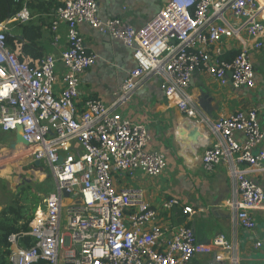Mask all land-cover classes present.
I'll return each instance as SVG.
<instances>
[{
	"label": "built area",
	"instance_id": "1",
	"mask_svg": "<svg viewBox=\"0 0 264 264\" xmlns=\"http://www.w3.org/2000/svg\"><path fill=\"white\" fill-rule=\"evenodd\" d=\"M58 2L50 27L55 47L59 28L65 27V45L58 54L24 58L18 46L9 49L6 27L0 26V130L16 133L19 127L32 150V164L39 161L54 183L23 233L33 238V245L23 247L17 234L8 236V264H191L213 247L231 250L222 235L208 245L198 242L189 226L160 224L141 189L117 186V178L137 173L156 177L166 166L164 153L148 149L151 137L145 125L124 117L120 108L131 101L142 79L158 77L165 97L186 121L205 125L215 136L216 142L203 148L201 165L206 172L226 165L233 225L256 230L252 212H264V190L248 173L264 170L257 109L212 121L200 113L187 89L197 72L234 89L255 85L249 50H264V0H167L138 28L119 17L102 19L97 0ZM30 18L23 6L7 22ZM81 25L121 42L131 51L134 66L111 103L90 98L79 110L80 79L98 58L87 50ZM227 38L240 45L230 60L222 57ZM177 206V199H169L161 207ZM192 213L182 208V214ZM216 259L221 261L220 254ZM229 264H237L236 258Z\"/></svg>",
	"mask_w": 264,
	"mask_h": 264
},
{
	"label": "crops",
	"instance_id": "2",
	"mask_svg": "<svg viewBox=\"0 0 264 264\" xmlns=\"http://www.w3.org/2000/svg\"><path fill=\"white\" fill-rule=\"evenodd\" d=\"M166 1L97 0L98 15L102 19L119 17L138 28L154 18ZM79 32L87 50L98 56L95 64L80 79L76 100L80 110L84 101L90 98L111 103L134 62L131 51L121 42L87 25L79 26ZM59 35L60 40L55 47L52 45L53 34L50 29L47 30L40 41L46 54H58L64 47V26L59 28ZM243 39L249 41L245 35ZM222 46L225 54L230 50H238L240 45L234 38H227L223 40ZM249 54L254 69L255 85L252 88L234 89L229 83L222 84L206 73L197 72L192 76L187 92L200 113L212 121L236 110L257 109L260 128L264 132V50L251 49ZM63 72L62 66L58 64V75L61 76ZM120 112L124 117L145 125L151 137L148 149L164 153L166 166L156 177L137 173L133 178H117V186L141 189L146 201L157 210L160 224L189 226L196 240L208 245L222 235L232 248L223 250L213 247L210 254L196 255L191 264H229L232 257L236 258L237 264H264V212H252L258 223L254 231L241 225L234 226L232 210L228 205L232 197V182L226 174V165L220 164L212 172L202 168L203 148L216 142L210 130L206 127L204 131L202 125L187 129L184 126L186 119L173 100L165 97L160 88V79L156 76L142 79L133 98L120 108ZM261 146L264 147V140ZM5 161L0 159V165H4ZM171 168H174L172 173L169 172ZM248 177L264 190V170L250 171ZM21 181L13 180L11 188H17ZM5 185L9 191H13L7 183ZM169 199H177L179 206L163 210V202ZM4 201L0 194V209ZM183 207L191 208L193 213L182 214ZM258 240L261 242L259 247L255 245ZM219 254L221 261L216 259Z\"/></svg>",
	"mask_w": 264,
	"mask_h": 264
},
{
	"label": "trees",
	"instance_id": "3",
	"mask_svg": "<svg viewBox=\"0 0 264 264\" xmlns=\"http://www.w3.org/2000/svg\"><path fill=\"white\" fill-rule=\"evenodd\" d=\"M25 6L31 18L26 22L12 21L5 24L6 44L11 50L19 47L21 56L32 60L40 59L46 54L45 48L40 43L47 30L51 27L54 11L59 6L58 0H0V24L10 20L21 8ZM238 50L227 51L223 58L230 60ZM20 57L21 59H23ZM1 131V130H0ZM34 166V165H33ZM34 168L46 171L43 166ZM53 179L47 176L43 181H22L14 190L9 191L1 181V189L11 194L10 200L4 201L0 209V264L7 262V238L10 234L19 236V244L23 247L33 245V238L23 235L29 231V221L38 206L44 205V197L53 190ZM35 264H47L39 260Z\"/></svg>",
	"mask_w": 264,
	"mask_h": 264
},
{
	"label": "rangeland",
	"instance_id": "4",
	"mask_svg": "<svg viewBox=\"0 0 264 264\" xmlns=\"http://www.w3.org/2000/svg\"><path fill=\"white\" fill-rule=\"evenodd\" d=\"M15 133L14 132H2L0 131V159H6L7 161L4 162V165H0V194H1V200L6 202L10 200L11 194L8 193V196L6 193L1 189V181H4L7 183L9 188H11V182L13 180L20 181L25 179H31L32 181H43L45 177H47L46 171H42V168L37 171L32 162H31V151L29 147H17L15 150H12L9 148V144L11 141L14 140ZM18 150L23 151L25 153L18 154L16 153ZM22 155V156H21ZM41 166H43L41 164ZM44 167V166H43ZM174 168H171V171L173 172ZM20 185V182L19 184ZM17 185V186H18ZM16 186L12 187L11 190H15Z\"/></svg>",
	"mask_w": 264,
	"mask_h": 264
},
{
	"label": "water",
	"instance_id": "5",
	"mask_svg": "<svg viewBox=\"0 0 264 264\" xmlns=\"http://www.w3.org/2000/svg\"><path fill=\"white\" fill-rule=\"evenodd\" d=\"M201 125L204 127V131H205L206 126L203 125V124H201ZM184 126L188 129V128H191L194 125H192L191 123L186 121V122H184ZM18 130H20L19 127L17 128V131ZM17 131L15 133L14 140L11 141L10 144H9V148L12 149V150H15L17 147H20V146L27 147V142L22 138L21 131L19 133ZM62 160H63L62 156H59L58 164H60L62 162ZM33 165L36 166V167H38V166L40 167L41 163L39 161H35ZM47 176H50V174H47ZM22 181H31V179H25L24 178ZM22 181H21V183H22ZM65 196H67V194H65Z\"/></svg>",
	"mask_w": 264,
	"mask_h": 264
},
{
	"label": "bare ground",
	"instance_id": "6",
	"mask_svg": "<svg viewBox=\"0 0 264 264\" xmlns=\"http://www.w3.org/2000/svg\"><path fill=\"white\" fill-rule=\"evenodd\" d=\"M17 132L19 133V132H20V130H18ZM30 150H31V149H30ZM25 152H26V151H25ZM25 152H24V150H23V151H19V152H18V150H17V152H16V153H18V154L20 155V154H23V153H25Z\"/></svg>",
	"mask_w": 264,
	"mask_h": 264
}]
</instances>
